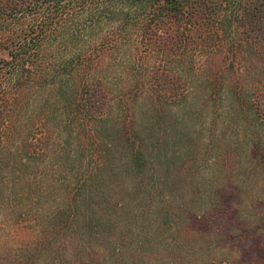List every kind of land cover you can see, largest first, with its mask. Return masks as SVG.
I'll return each mask as SVG.
<instances>
[{
  "label": "trees",
  "instance_id": "obj_1",
  "mask_svg": "<svg viewBox=\"0 0 264 264\" xmlns=\"http://www.w3.org/2000/svg\"><path fill=\"white\" fill-rule=\"evenodd\" d=\"M207 71V101H229V122L252 127L243 158L264 177V0H0V218L10 210L26 242L6 264H125L131 243L149 255L132 264H164L152 242L180 216L167 196L153 211L146 193L193 160L175 152L177 173L164 170L167 142L116 118L113 101L148 97L159 111ZM130 177L134 195L118 198L112 186Z\"/></svg>",
  "mask_w": 264,
  "mask_h": 264
},
{
  "label": "rangeland",
  "instance_id": "obj_2",
  "mask_svg": "<svg viewBox=\"0 0 264 264\" xmlns=\"http://www.w3.org/2000/svg\"><path fill=\"white\" fill-rule=\"evenodd\" d=\"M220 62L215 60L213 65L220 66ZM205 69L208 70L207 67ZM207 73L195 77L188 89V99L178 101L176 105H165L155 111L160 106H155L148 97H144L135 104L130 103L128 110L125 104L114 100L111 111L122 120L134 116L139 131L163 137L168 150V157L163 161L164 170L169 168L170 163L175 174L176 165L180 163V159L172 162L175 152L178 156L187 152L193 160L191 169L185 170L181 177L168 175L162 184L146 193L151 195L146 200L148 204L154 203L153 211L160 207L161 198L167 196L166 205L170 206L174 215L180 216L173 234L166 227L164 232L161 229L162 237L152 242L156 248L159 246L161 261L164 264H264V229H261L264 224L259 219L264 215V177L257 175L256 170L246 163V157L243 158L253 141V129L245 121H240L242 125L229 122L227 109L232 106L229 101L224 102L223 99L222 102L220 97L217 103L207 101L210 90L207 88L206 92L201 82ZM216 121L217 128H214ZM213 136L223 145L211 152ZM231 156H236L234 164L228 159ZM54 164L55 160L47 164L41 162L38 172H45ZM75 164L77 170L80 163L75 161ZM226 167L231 171L226 173ZM135 181L134 178H127L117 186L113 185L112 192L118 198L123 197L127 194L123 191L126 187L134 195V189L129 186ZM130 198L133 199L127 196L126 200L130 202ZM6 208L3 206L2 209ZM3 213L5 215L1 214L0 218V264L8 263L16 255L17 247L26 243L20 242L18 234L21 230L13 234L11 222L14 220L9 218L10 210L9 215L5 211ZM151 216L154 217V213ZM128 224L130 222L124 221L120 228H127V231L135 228V225ZM156 226L154 221L150 227L153 236ZM118 236L119 233L110 241L117 242ZM123 242L137 240L129 235ZM137 244L125 247L126 258L124 256L121 261L132 264L133 258L148 260V254L142 255L132 248Z\"/></svg>",
  "mask_w": 264,
  "mask_h": 264
}]
</instances>
